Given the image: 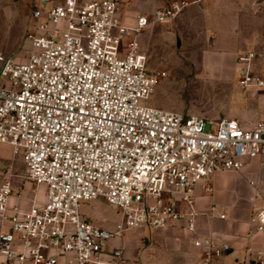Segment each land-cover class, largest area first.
Segmentation results:
<instances>
[{
	"label": "built area",
	"instance_id": "built-area-1",
	"mask_svg": "<svg viewBox=\"0 0 264 264\" xmlns=\"http://www.w3.org/2000/svg\"><path fill=\"white\" fill-rule=\"evenodd\" d=\"M140 1L146 7L128 26L121 0H34L24 59L0 54V145L22 155L26 180L45 187L43 200L24 206L22 192L11 202L8 177L0 183L1 264H129L112 242L143 227L183 228L199 255L194 264L230 250L199 234L195 187L210 191L216 173L264 159V122L143 103L167 71L148 72L137 38L155 23H174L188 3ZM255 5L264 19V0ZM237 61L241 88L264 89L255 53ZM99 198L121 211L115 229L81 211ZM251 223L264 231V206Z\"/></svg>",
	"mask_w": 264,
	"mask_h": 264
},
{
	"label": "rangeland",
	"instance_id": "rangeland-1",
	"mask_svg": "<svg viewBox=\"0 0 264 264\" xmlns=\"http://www.w3.org/2000/svg\"><path fill=\"white\" fill-rule=\"evenodd\" d=\"M121 1L124 3L120 15H124L126 25L133 26L136 15L146 5L140 0ZM169 1L188 4L174 23H155L137 38L148 55V72L167 71L150 100L143 103L214 120L241 113L246 116L245 124L264 122V104H261L264 89H242L237 73L231 77L233 67L237 71L240 66L237 57L247 51L255 53L256 67L264 70V20L255 13V0ZM158 2L163 4L162 0ZM33 3L34 0H0V54L24 59L30 47L28 30L35 29V21L31 22ZM253 171L258 172L260 187L264 188V160ZM2 173L3 181L8 177L15 187L11 202L18 201L19 192L23 193L24 206H28V198L43 199L44 185L24 178L22 155H15L9 144L0 146ZM259 193L264 200V193ZM81 211L106 229L121 219V211L104 198L82 203ZM153 232L148 228L129 229L124 232V240L150 244ZM178 237L174 235L173 241H178ZM163 240V236L158 237L160 254L155 253L154 246L150 253L141 251L140 259L146 264H194L197 260L190 255L187 240L183 239L182 247L174 244L164 247ZM122 241L116 239L112 244L121 245ZM121 246L127 249L124 244ZM224 257L215 258L213 264H234L231 258L223 261Z\"/></svg>",
	"mask_w": 264,
	"mask_h": 264
},
{
	"label": "crops",
	"instance_id": "crops-1",
	"mask_svg": "<svg viewBox=\"0 0 264 264\" xmlns=\"http://www.w3.org/2000/svg\"><path fill=\"white\" fill-rule=\"evenodd\" d=\"M162 2L164 4L171 1L162 0ZM141 12H143V10H141ZM235 73L236 67H233L231 77H233ZM261 104H264V98L261 99ZM224 117L237 118L242 123L247 122L245 119L246 116L241 113H235ZM259 163L260 160L249 162L242 172L221 171L216 173L209 179L211 187L210 191L204 189L203 183H199L195 187L194 194L197 201V207L201 213L199 234H213L230 244L231 248L224 255L225 257L223 256V261L231 258V261L234 264H260L259 257L261 256V259H264V231H255V228L251 223V218L255 211L264 206L263 196L259 193V191L264 193V188L260 187L261 181L258 177V172L253 171V167H259ZM0 175H2L0 178V183H2L3 173ZM252 179H255V186H252L249 182V180ZM13 189H15L14 186ZM44 198L45 196L43 199ZM212 207H215V209L212 210ZM117 224L113 227H108L107 229H115ZM150 230L154 231L153 236L150 240L147 236L145 237L149 240L148 242L150 244H147V242L144 241L130 242L124 240V236L119 238V240H123L121 245L124 244L128 249L125 248V252L129 259V264H146L144 260L140 259V253L141 251L150 253V251L154 249V246H156L155 253L160 254L158 251L160 244L158 242V237L160 236L164 237V240L162 241L164 247H168L169 245L172 246L173 244L182 247L183 239L187 240L189 243L190 255H193L195 260L198 258L199 255L192 244V238L180 226ZM174 235L179 236L177 238L178 241H173ZM128 247H131V250H129ZM2 260L3 259L0 256V264Z\"/></svg>",
	"mask_w": 264,
	"mask_h": 264
}]
</instances>
